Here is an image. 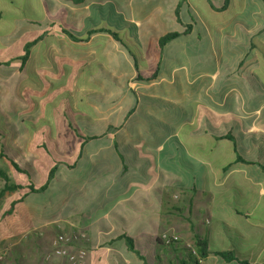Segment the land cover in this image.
I'll use <instances>...</instances> for the list:
<instances>
[{
	"label": "crops",
	"instance_id": "obj_1",
	"mask_svg": "<svg viewBox=\"0 0 264 264\" xmlns=\"http://www.w3.org/2000/svg\"><path fill=\"white\" fill-rule=\"evenodd\" d=\"M28 2L41 22L56 25L53 7L60 1ZM72 7L76 11L70 8V22L83 21L89 13L94 22L75 36L104 29L138 44L144 60L141 80L128 53L107 33L93 34L87 42L70 41L76 47L69 48L66 34L51 30L31 47L26 70L48 86L41 94L33 91L34 104L20 107V113L15 112L19 106H0L15 118L11 130H0V151L38 156L43 142L37 137L64 134L62 111L56 113L55 105L45 102L49 87L67 88L71 110L83 115L76 120L79 127L106 138L85 145L72 179H54L44 192H27V186L46 179H10L23 188L0 199V264H70L49 251L65 227L87 236L75 241L74 249L87 255L77 264H119L113 252L123 264H148L147 240L156 241L167 224L162 218L169 216L184 245L195 235L206 242L209 253L200 264H264V165L259 160L264 157V0H88ZM146 26L153 35L146 40L148 50L140 34ZM130 29L137 31L136 39ZM169 32L181 33L173 41L185 37L201 54L186 56L181 40L165 60L157 40ZM34 33L33 26L14 22L11 33L0 38V48L10 49L18 35L38 39ZM115 47L126 59L118 67ZM155 71L156 77L146 81ZM5 116L0 123L7 122ZM114 136L138 146L149 162L140 161L132 147L122 152L125 169L113 147ZM106 151L110 158L102 159ZM237 156L253 164L236 162ZM34 160L32 168L38 165ZM43 168L37 169L40 178ZM106 173L113 177L103 179L98 192L89 187L92 175ZM121 234L133 239L144 260L123 241H113ZM215 252H231L234 259Z\"/></svg>",
	"mask_w": 264,
	"mask_h": 264
},
{
	"label": "trees",
	"instance_id": "obj_2",
	"mask_svg": "<svg viewBox=\"0 0 264 264\" xmlns=\"http://www.w3.org/2000/svg\"><path fill=\"white\" fill-rule=\"evenodd\" d=\"M66 5L72 6H79L85 5L88 0H59ZM1 5H10L11 7H2L0 8V38H5L11 33L12 28L14 27V22H17L18 27H25V26H33L36 35H39L38 39L30 40L31 36L27 37V42L23 43L22 50L13 54L11 49L7 48H0V106L6 110H9L15 106L25 107L27 105L34 104L32 102V96H28L25 100L24 97H20L17 93L18 90H25V87L31 88L30 94L32 95L33 89L32 86L36 87L38 90V94H41L42 90L44 89L43 86L48 84L43 80L41 76L36 73H31L30 71L26 70V63L29 58V53L31 47L41 39L42 35H45L51 30H57L60 32L65 33L70 40L75 42H87L91 35L96 33H107L113 37L114 41L119 44L131 58L132 63L134 64L136 77L137 79L141 80L139 76V66L144 63L142 51L139 48L138 44L135 43L133 40L128 39L127 37L123 36L118 32H110L104 29H94L92 31H88L85 33V37L79 38L72 33L68 32L67 30L63 29L61 25L47 22H41V18L31 10L28 0H1ZM69 14V11H68ZM32 20L31 21H29ZM16 25V24H15ZM181 33L178 32H169L162 36L158 37L157 40V48L159 52H162V49L165 47L167 43L173 41L174 39L181 36ZM17 69V70H16ZM157 71H155L150 77L146 79V81H151L156 77ZM26 84V85H25ZM56 89L58 94L53 99H46L45 102L50 105H55L51 107L53 110L55 109L56 113H61L63 118V122L65 123V128L67 130L66 133L58 135V136H44V137H37L39 140L43 142V146H40L41 152L39 153V158L35 161L40 166H44L43 171H45V160L49 161V167L46 181L39 185H33L32 183L27 186V192L30 193H41L44 192L49 184L54 179H60L58 175V171L60 167L63 166L64 169L71 172L72 175H76V168L77 164L82 158V155L85 151V145H87L91 141H100L101 139H105L106 137L102 136H95L88 133V130L84 128L83 130L79 127L76 120L81 119L83 115L79 112H75L71 110V100L69 94V90L65 89H57V87H49L48 90ZM56 102H60L59 105H56ZM206 114H210V112L206 109H203ZM131 113H129L130 115ZM81 117V118H80ZM120 137L114 136L113 139V147L115 152L117 153L120 162L122 163L123 167L126 169V159L123 155L124 152L128 151L129 148L134 147V149H130L135 155L139 156L140 161L149 162L150 158H146L143 154H141L140 149L138 146H133L129 144H122L119 140ZM231 140V137H225ZM66 139L69 142L70 149L64 146V142ZM62 144V145H60ZM60 147H59V146ZM126 145L128 146L126 149H122L121 146ZM73 151L75 154L71 155L69 152ZM5 152V151H1ZM123 152V153H122ZM138 159V160H139ZM13 168L17 172H24L18 164L13 161L9 160ZM42 161H44L42 163ZM151 162V161H150ZM236 162H241L245 164H253L250 161L242 159L240 156L236 157ZM143 163V162H142ZM262 171L264 172V167H261ZM59 176V177H58ZM0 179L3 181V186L0 188V198L3 197L5 193H12L15 192L17 189H21L20 185H16L12 183L8 177V175L3 171L0 170ZM22 201V197L15 201L14 204L19 203ZM13 206V205H12ZM123 241L126 248L134 253L139 259L144 260L143 257L140 255L139 251L135 249L134 241L131 237L121 234L118 235L113 241ZM157 244L163 245L160 239H156ZM194 250L193 253L189 252L188 255L189 261L192 264H199V260L205 258L209 250L207 248L206 242L199 238V236L194 237ZM115 259L120 264L122 261L119 255L116 252H113ZM216 255H219L225 259L233 260L234 256L231 252H215ZM123 264V262H122ZM179 264V263H178ZM181 264H184L183 262Z\"/></svg>",
	"mask_w": 264,
	"mask_h": 264
},
{
	"label": "rangeland",
	"instance_id": "obj_3",
	"mask_svg": "<svg viewBox=\"0 0 264 264\" xmlns=\"http://www.w3.org/2000/svg\"><path fill=\"white\" fill-rule=\"evenodd\" d=\"M58 2H59V0H58ZM59 3L61 5H56L55 7H53V5L50 4V7H51L50 8V12L52 14L55 12L54 14L56 16L54 18V22L56 24L61 23L63 25V29L67 30L68 32L72 33L73 35H75V34L76 35H80L81 33H84L87 29L91 28L92 25H94L93 17L90 16V13H89V16H87L83 21L76 18V19H74L75 22L74 21L70 22V18H71L70 16L72 14V10L71 9H73V11H76V7H72V6H68V5H67L68 7L64 6L65 3H62L61 1ZM48 5H49V3H48ZM1 6L2 5L0 3V8H1ZM52 7L54 8V12H52ZM79 9H81V8H79ZM79 9L77 11H79ZM68 11H69V14H68ZM65 12L67 14L66 16H65ZM64 21H66L67 24L64 23ZM155 26L158 27L157 24ZM79 27H82V29L81 28L78 29ZM128 28H132V26H128ZM136 34H137V31L130 29V35H132V37H135V39L137 38ZM140 34H141V44L144 46V50H146V49L148 50V48L150 46H148V48H147L146 40L147 39L149 40L150 36H153L150 27H147V26L144 27V29L140 32ZM62 37H65V36H62ZM17 38L18 39H13L10 42L12 44V45H10L11 46L10 49H11V52L13 54H15L17 52H20L22 50L23 43L27 42V38L22 37V35H18ZM181 40L184 43L183 53L186 56H193V55L201 54L200 52H202V50H200L199 48H197L195 46H192L190 44L191 42L188 39H186L185 37H181L180 39H177V40L167 44L162 49V52L164 53L165 60H168L169 49H173V44H175L177 42H180ZM64 41H65V43H67V47H69V48L76 47L75 44H72V42H70L72 40H70V38L67 35H66ZM206 44H207L206 43V39L204 37H202V39H201V47H204V49H205V45ZM116 50H119V49L115 47V50H114L115 51L114 65L116 67H118V64H120L121 62L125 61L126 59H125V57L123 59L121 54H119V52H117ZM123 55L126 56L127 54L125 52H123ZM153 62H154V60H153ZM98 69H99V72H101V68L98 67ZM65 74L66 75H64V78H68L69 77L68 73L66 72ZM149 74H147V75H149ZM82 83L85 84V82H82ZM131 87H133L136 90V86L135 85H132ZM85 88H87V87H83L82 89H85ZM82 89H80V90L82 91ZM89 89H91V88H89ZM30 91H31V88L25 87L24 91L18 90L17 93L20 95V97H24L25 100H26V98L28 96H31ZM47 93H48L49 99H51L53 101V99L58 94V91L56 89H53V90L51 89V91H49L47 89ZM116 96H118V94H116ZM15 112L20 113L21 112L20 107H18V109ZM0 113L2 114L0 116L4 117V113H5V115H6L5 118L7 117V119H6L7 122L6 123H3V124H2V122L0 123V130L4 131L7 128H8L7 129L8 131L11 130V126L15 125L14 113H9L8 114L2 109L0 110ZM4 124H7L6 128H5ZM66 132H67V130L64 129L63 133H66ZM64 143H65L64 146L67 147L68 149H70V145H69V142H68L67 139H66V141ZM60 145H62V144H60ZM69 153L71 155L75 154V152H73V151H70ZM107 153H105L102 156V159L110 158L109 152H107ZM39 156L40 155L38 154V156H37L36 153H33V154L28 153V156H26V154L24 152H17L16 155H15V153H12V152H1L0 151V170H3L8 175L9 179H46L47 172H48L47 167L45 168V171L42 174L41 178H40L39 173H37L38 172L37 169L40 168V165L34 164L33 168H32V163H33L32 160L33 159L37 160L39 158ZM13 157H15V159H13ZM9 160L15 161L18 164V166L20 167V169H22L24 172L23 173L22 172L21 173L17 172L13 168V166L11 165ZM259 160H260L261 164L264 165V157H261ZM58 175L60 176V179H62L61 177L65 178V179H72V177H73L71 172H69L68 170L64 169L63 166L60 167V170L58 171ZM112 177L113 176L110 173H106V175L104 177H102L101 175H92V177L90 178V179H92V184H89V187L96 188L97 189L96 191L98 192V189L104 184V180L103 179L109 180ZM86 191H87V195H89V192H90L89 188H86ZM90 194H91V192H90ZM174 200H178L179 201L180 197L178 196L177 199H174ZM83 208H85V205H83ZM181 210L184 211L183 209H181ZM181 215H182L181 213L180 214L178 213L179 217H182ZM162 219L166 220L167 224L162 226L161 230H159L158 233L156 234V237L158 239H160V241L162 242V240H161L162 239V235H168V236L175 235L178 238V241H177V243H174L172 245H168L167 246L165 244H163V245L157 244V242L155 241V238H153V237L151 238V240H147L148 241L147 244L149 245V247H148L149 249H146L147 250V261H148V264H178V263L181 264L182 262L184 264H192V263H190L189 261L186 260L188 255L190 254L189 252L193 253V250H194V244H193L192 236L190 237L189 241L184 245L183 241L182 240L180 241L178 233L173 231V216L163 217ZM198 220L199 219H197V221ZM180 221L182 223H184V224L186 222L184 220V218L182 220L180 219ZM81 234H83L85 237L84 238L80 237ZM60 236H63V237L67 236V237H70V238H73L74 236H76L78 240L81 239L83 241H85L87 239V236L85 235V233H81V232L77 233V231L74 228H72V227L61 228L57 232V235L54 238V241L57 240L58 237H60ZM77 239L72 240V241H70L68 243L67 242L66 243H59V247H63L70 255H72V256H74L76 258L77 262H79L81 259L84 258V256H87V255H86V252L83 251V249L82 250H79V249L75 250L74 249L75 241H78ZM180 243L182 244L181 247H182L183 250H180L181 248L179 249V245H181ZM121 247H122L121 243H119V244L116 243L115 249L119 252V254L124 255L125 251ZM55 248H56V245L54 244V242H52V246L50 247V250H49V251H51V253L50 252L49 253L53 255ZM60 258L62 260L65 259L63 257H60ZM64 262H66V261H64ZM198 262L200 264L201 260H199Z\"/></svg>",
	"mask_w": 264,
	"mask_h": 264
},
{
	"label": "built area",
	"instance_id": "obj_4",
	"mask_svg": "<svg viewBox=\"0 0 264 264\" xmlns=\"http://www.w3.org/2000/svg\"><path fill=\"white\" fill-rule=\"evenodd\" d=\"M80 237L84 238L85 236L83 234H81ZM74 238L77 239L76 236H74L73 238H70L67 236L58 237V239L54 241V244L56 245L57 249L55 248L53 255L56 257H63L68 262H70L72 264H76L77 263L76 258L74 256L70 255L63 247H59V243H66V242L68 243L72 240H75ZM161 240H162L163 244L168 246V245H172L174 243H177L178 238L175 235H172V236L162 235Z\"/></svg>",
	"mask_w": 264,
	"mask_h": 264
}]
</instances>
